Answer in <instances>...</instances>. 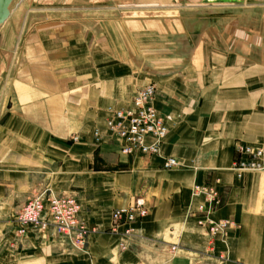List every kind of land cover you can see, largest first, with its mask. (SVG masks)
<instances>
[{
  "label": "crops",
  "instance_id": "0c3cea01",
  "mask_svg": "<svg viewBox=\"0 0 264 264\" xmlns=\"http://www.w3.org/2000/svg\"><path fill=\"white\" fill-rule=\"evenodd\" d=\"M120 1L34 3L0 35V264H162L173 245L170 264H264V174L235 170L239 147L264 148V0H195L188 13L153 0L170 13L137 16L121 11L144 0ZM244 1L260 15L247 21ZM89 4L90 16H54ZM151 84L169 134L159 156L124 155L107 121ZM195 187L220 204L211 211ZM42 188L78 200L81 248L52 227L16 239L17 212ZM138 197L147 217L111 231L113 211ZM206 217L237 225L212 251Z\"/></svg>",
  "mask_w": 264,
  "mask_h": 264
},
{
  "label": "built area",
  "instance_id": "2783aa9c",
  "mask_svg": "<svg viewBox=\"0 0 264 264\" xmlns=\"http://www.w3.org/2000/svg\"><path fill=\"white\" fill-rule=\"evenodd\" d=\"M156 96L154 85H148L137 92L126 109H115L107 121V130L117 135L122 140L124 155H140L145 157L159 156L169 129L165 119L153 106ZM96 141L101 140V134L96 131ZM77 137L73 141H78ZM238 152L246 155V160H240L235 165L239 177L244 173L264 174V148L239 147ZM178 162L175 159H166L163 168L176 169ZM195 196H202L204 202L212 211L220 204L217 193L212 188L195 187ZM81 208L75 196L61 194L50 188L35 191L22 205L16 214V239L21 240L33 232L40 235L49 227L55 234L76 248H81L89 231L80 220ZM149 208L143 197H138L133 204L126 208L113 211L111 216V231L124 225H131L147 217ZM199 213H206L205 207L199 208ZM199 226L204 229L208 240V249L213 250L215 239H226L229 233L236 230L234 221H213L206 217L200 219ZM169 258L162 264H170L177 253V246L173 245L167 251Z\"/></svg>",
  "mask_w": 264,
  "mask_h": 264
},
{
  "label": "rangeland",
  "instance_id": "374dc122",
  "mask_svg": "<svg viewBox=\"0 0 264 264\" xmlns=\"http://www.w3.org/2000/svg\"><path fill=\"white\" fill-rule=\"evenodd\" d=\"M45 0H16L15 2V5L13 6V11L15 13V17L16 15L19 13L20 17H21V21H23L24 23V20L26 19V15L28 13L29 10H32L33 8V5L35 3V5H42L43 2ZM59 2H65V3H70L72 2L71 4H76L77 2H79V0H58ZM80 1H83V0H80ZM86 3H88L90 0H84ZM120 1V0H118ZM170 1V0H169ZM183 1V2H181ZM188 0H180V4H178L179 6H181V11L180 13H188L187 11L190 9L189 5H193V4H197V3H192L194 2L195 0H189L190 3H187ZM142 2V3H141ZM140 0H124V1H120L119 3H121L122 5L123 4H126L127 6L131 5V6H134L135 4H145V6H147L148 8H132V9H122L124 11H121L123 12L124 14L126 15H131V16H137V15H152V14H158V15H162V14H168L170 13V9L169 8H162V9H152L153 6H155V3L153 0H144V1H141ZM171 3V1L169 2ZM178 3V2H177ZM162 4H167V3H162ZM29 5V6H28ZM242 6L240 8H235L236 11L239 12H242L243 15H244V18L247 19V21L249 20L250 17H257L259 16V11H262V9H258V8H249V3L247 4L245 1L243 2V4H241ZM23 6H25V8H23ZM28 6V7H27ZM87 10L86 13H77V11L73 10V11H67L66 13H62L61 15L60 14H56L54 15L55 17H58V16H62V17H66V18H77L78 16H82V15H86V16H90L92 15V13L90 11H92L94 9L93 6H91L90 4L89 5H85ZM137 6H140V5H137ZM35 7V6H34ZM22 8V9H21ZM32 8V9H31ZM20 11H19V10ZM38 10H41V8H37ZM235 9H228V14H231V12L235 13ZM133 10V11H131ZM13 11H12V14H13ZM118 13V12H117ZM227 13V12H226ZM25 15V16H24ZM24 16V17H23ZM12 17V15H11ZM11 17L9 18V20L7 21L6 25H4V28L1 30L0 32V35L2 32L10 29V22H12L11 20ZM23 26V25H22Z\"/></svg>",
  "mask_w": 264,
  "mask_h": 264
},
{
  "label": "water",
  "instance_id": "95a60500",
  "mask_svg": "<svg viewBox=\"0 0 264 264\" xmlns=\"http://www.w3.org/2000/svg\"><path fill=\"white\" fill-rule=\"evenodd\" d=\"M15 0H0V31L12 14Z\"/></svg>",
  "mask_w": 264,
  "mask_h": 264
},
{
  "label": "bare ground",
  "instance_id": "6f19581e",
  "mask_svg": "<svg viewBox=\"0 0 264 264\" xmlns=\"http://www.w3.org/2000/svg\"><path fill=\"white\" fill-rule=\"evenodd\" d=\"M13 10H14V9L12 8V11H13ZM11 15H12V14H11ZM6 23H7V22H6ZM6 23H5V25H6ZM3 28H4V26H3ZM3 28H2V29H3ZM2 29H1V30H2ZM0 32H1V31H0Z\"/></svg>",
  "mask_w": 264,
  "mask_h": 264
}]
</instances>
